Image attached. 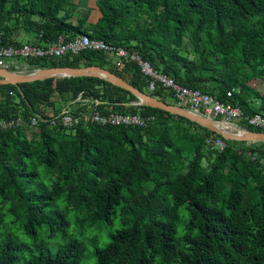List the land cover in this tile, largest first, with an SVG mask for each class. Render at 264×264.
Returning <instances> with one entry per match:
<instances>
[{
	"label": "trees",
	"instance_id": "1",
	"mask_svg": "<svg viewBox=\"0 0 264 264\" xmlns=\"http://www.w3.org/2000/svg\"><path fill=\"white\" fill-rule=\"evenodd\" d=\"M94 3L80 8L76 0H0L2 41L44 46L60 35L85 34L138 53L177 84L236 106L244 116L264 115V89L251 84L264 81V0ZM94 8L98 16L90 21ZM18 30L32 40H17ZM19 63L27 71L98 65L147 91L136 64L117 70L94 50ZM79 92L114 111H133L129 102L138 101L99 77H47L0 84V118L45 115V107ZM151 94L167 102L161 89ZM137 109L155 119L143 126L71 128L40 121L32 135L25 127L0 130V226L15 224L35 237L55 221L45 211L61 198L64 205L53 213L63 228L70 209L82 226L110 225L118 215L121 226L95 250L94 264H264V141L225 139L185 117L144 104ZM237 122L261 131L244 118ZM208 137L222 138L224 148H210ZM181 206L189 218L177 235ZM8 229L0 239V264H81L83 247L75 241L17 263L30 247Z\"/></svg>",
	"mask_w": 264,
	"mask_h": 264
},
{
	"label": "built area",
	"instance_id": "2",
	"mask_svg": "<svg viewBox=\"0 0 264 264\" xmlns=\"http://www.w3.org/2000/svg\"><path fill=\"white\" fill-rule=\"evenodd\" d=\"M83 50H94L101 52L117 70H126L129 64H136L146 81L147 93H152L161 89L167 102L174 101L175 105L184 108L192 113L201 115L213 122L223 124V129L230 130L241 118L246 122L261 129L264 132V115L254 113L244 116L242 111L229 104H225L215 99L210 94L197 89H190L177 84L172 77L154 68L147 60L138 53L122 46H115L106 43L102 39L90 38L88 35L80 34L73 37L60 35L58 39L47 45H37L23 42L17 46L3 43L0 32V67L9 71L24 73L21 69L20 59L40 58V57H62L66 54H77ZM104 102L91 95L79 92L77 96L65 103H61L53 109H44L45 115L36 112L24 119L21 116L12 118H0V130L25 127L26 133L32 135L38 122L43 121L49 126H61L66 128L78 125H123V126H143L147 122L155 119L154 114H142L138 107L142 105L139 101H131L129 105L135 110L129 112L114 111L110 107H102ZM205 143L210 148L222 150L225 146L222 138L208 137ZM249 142H245L248 144ZM253 157V156H252ZM264 173V164L262 166Z\"/></svg>",
	"mask_w": 264,
	"mask_h": 264
},
{
	"label": "rangeland",
	"instance_id": "3",
	"mask_svg": "<svg viewBox=\"0 0 264 264\" xmlns=\"http://www.w3.org/2000/svg\"><path fill=\"white\" fill-rule=\"evenodd\" d=\"M86 3V5H85ZM84 5H79L80 8L90 7V4H93L92 0H85ZM90 3V4H89ZM95 9V8H94ZM95 13L97 11L95 10ZM98 15V13L96 14ZM95 15L91 14V17ZM186 42V38H184ZM20 70L25 72H30L25 69V66L22 65ZM256 88L263 89L264 81L262 80H253L251 82ZM146 92V91H145ZM234 122H237L236 120ZM238 123V122H237ZM235 124V123H234ZM233 124V126H234ZM237 127H240L238 124ZM235 126V127H236ZM248 130V129H245ZM240 145V144H239ZM64 205L61 198L57 199L55 202L48 205L47 210L45 211L48 219H52L54 222L52 224L45 223L39 229L35 237H32L26 234L22 229H17L16 225L3 224L0 226V239L5 238L8 228H12V238L17 243H26L29 245V249H25L23 257L20 258L17 263H22L24 257H28L31 253H38L42 250L45 253H54L60 246L70 242L75 241L82 245L83 249L80 254L81 264H94L96 261L95 250L99 247H103L107 242L109 236L114 233L120 226L118 220V215H116L114 221L110 225H99L100 223L94 224L92 226H82L81 223L76 220V213L70 209L66 214L67 226L65 228L60 224L59 218L56 214L53 213L55 208H61ZM118 208L116 207V214H118ZM189 218V212L184 207L179 208V221L177 223V235H180L184 224ZM6 220H8L6 216ZM31 249V250H30ZM157 264V263H156Z\"/></svg>",
	"mask_w": 264,
	"mask_h": 264
},
{
	"label": "water",
	"instance_id": "4",
	"mask_svg": "<svg viewBox=\"0 0 264 264\" xmlns=\"http://www.w3.org/2000/svg\"><path fill=\"white\" fill-rule=\"evenodd\" d=\"M65 76H76V77L93 76V77H99L105 79L110 83L129 91L142 104L163 110L173 115L185 117L207 128L211 132L220 134L225 139L238 140L244 142L264 141L263 131L245 130V129L243 130L237 127L236 125L232 127L230 126L231 128L230 130H225L223 129V126L221 127V125L223 124L213 122L206 117L192 113L173 103H169L164 100H161L150 93L139 90L138 88L130 84L126 79L119 76L117 73L98 65L79 66V67H69V66L44 67L24 73L9 71L6 68L0 67V84L17 85L19 83L31 82L35 80L44 79L47 77H65ZM239 130H242V133L239 132Z\"/></svg>",
	"mask_w": 264,
	"mask_h": 264
},
{
	"label": "crops",
	"instance_id": "5",
	"mask_svg": "<svg viewBox=\"0 0 264 264\" xmlns=\"http://www.w3.org/2000/svg\"><path fill=\"white\" fill-rule=\"evenodd\" d=\"M92 2H93V4H90L89 6L91 7V8H93V6H94V0H92ZM76 3L78 4V5H84L83 3H85V0H76ZM85 5H86V3H85ZM95 10L96 9H92V11H91V14H92V16H93V14L95 15L94 17H91V14H90V18H89V20L90 21H94V20H96V18H97V16L98 15H96L97 13H95ZM14 35H15V37H16V39L17 40H19V41H21V40H32V38H31V36L28 34V33H25L24 31H22V30H18V31H16L15 33H14ZM252 84V83H251ZM253 85V84H252ZM260 92H263V89H260V88H257ZM238 123L237 122H235V124L234 125H237Z\"/></svg>",
	"mask_w": 264,
	"mask_h": 264
},
{
	"label": "bare ground",
	"instance_id": "6",
	"mask_svg": "<svg viewBox=\"0 0 264 264\" xmlns=\"http://www.w3.org/2000/svg\"><path fill=\"white\" fill-rule=\"evenodd\" d=\"M239 132H241V133H242V130H239Z\"/></svg>",
	"mask_w": 264,
	"mask_h": 264
}]
</instances>
